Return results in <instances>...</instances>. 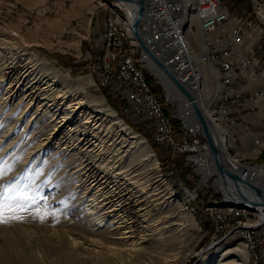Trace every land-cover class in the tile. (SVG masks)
<instances>
[{
    "label": "bare ground",
    "instance_id": "obj_1",
    "mask_svg": "<svg viewBox=\"0 0 264 264\" xmlns=\"http://www.w3.org/2000/svg\"><path fill=\"white\" fill-rule=\"evenodd\" d=\"M21 1L32 7L39 0ZM140 1L143 5L142 10L138 4ZM114 2L110 16L116 22L119 35L126 36L128 42L133 47H137L126 56V64L132 67L135 57L137 55L143 57L144 51L150 57L151 72L159 78L169 99L179 103V113L183 121H188L190 127L197 132H203V129L200 130L202 125L194 108V104L197 105L228 173L242 178V173L246 169L254 171V166L244 167L238 160L239 157L257 155L264 147V138L253 139L247 148L243 147L244 149L238 148L235 144L233 132L229 127L233 128L236 122L233 118H226V112L230 110L231 113L233 109H238L241 103H235L231 108L225 109L223 102L227 96L234 97L235 94L242 95L243 98L242 91L235 92V89L243 86V83L232 81L231 86L228 87L225 67L219 65L214 52H208L209 43L205 40L206 29L204 18L201 16V13H205L201 12L202 0H115ZM120 3L126 10V12L123 10L124 16L120 14L123 8ZM87 4L88 0H73L72 8L69 11L62 9L61 13H69L73 16ZM178 7L181 17L175 12ZM164 10H169L170 17L167 19L173 18L180 27V43L174 44L178 51H186L188 61L192 63L189 64L190 72L186 74L191 76L187 81H183L186 75H182L179 68L175 65H166L160 59L161 56L158 57V53L166 52V45L163 46L155 40L149 41L151 27L147 20L152 18L157 20L167 14ZM258 13L264 20V6L258 7ZM50 23H53L59 31L62 20L52 19L46 24L50 27ZM144 24L145 29H142ZM193 24L197 25L198 32H193ZM228 24H231L228 28L223 29L221 26L210 31L211 39L215 40L221 34L231 33L234 23ZM135 25L136 29H134ZM220 29L221 32L218 31ZM256 29L258 28L242 36L239 42H233L232 37L227 35L224 37L225 41L223 39V45L233 49V53L238 57L240 54L244 55L242 45L245 38H249ZM9 30L7 32L10 33L9 36L0 37V125L4 129L7 128L6 136L15 134V142L19 143L17 150L25 152L23 156L19 155L23 159L22 162L20 161L21 164L23 167L32 166L31 169L35 173L34 186L39 187L40 184L45 186L49 183L59 189L60 194L55 195L54 198L59 206L57 209H60V218L56 221H61L65 228L59 229L61 223L59 225L53 223L58 228L54 227L50 233L40 231L38 234L44 236L39 238L35 236L34 231H28L29 227H25L20 231L25 234V238L20 242L16 240L19 236L18 229L8 231L3 228L0 264H169V261L176 264V251L177 254H184L183 259L189 256L193 252L192 239L199 234V231L193 223L190 212L183 213L186 214L192 229H186L181 222L182 214L178 215L174 212L172 193L160 177L158 163L155 162V155L147 145L146 139L128 126H124L113 110L91 104L89 96L84 92L86 78L72 79L44 60L27 53L25 46L29 44L28 36L32 35L25 36L20 30L19 32L15 29ZM36 34H39V31L36 30ZM17 41L25 44L23 48L17 46ZM141 42L150 53L164 63L192 98H189L152 60L150 54L141 46ZM253 46L255 47V44ZM138 61L142 69L137 70V73L142 78L141 83L146 94L150 95V108L155 111L156 116H162L161 104L150 92L149 84L143 78V70L147 72L150 70H147L140 58ZM212 64L217 65L220 75L222 74L220 79L227 88V95L220 105L210 103L205 97V94L209 98L212 97L215 87L213 78L217 80L219 76ZM229 74L242 78L243 81L247 78L254 81L259 77L258 75L264 77V72H257L256 67ZM262 85L264 86V80ZM218 86L221 88L219 83ZM255 95L251 100L259 99V94ZM244 99L248 103L249 99ZM263 105L260 106L261 110ZM251 108L254 111L259 109L256 103L250 106ZM225 119L230 123L229 127L227 125L225 127ZM35 129L38 130L34 131ZM227 130L230 134L226 132ZM103 131L106 138L103 136ZM246 132L254 133L247 126ZM16 133L19 135L16 136ZM32 144L33 147L29 149V145ZM205 147L207 153L212 152L209 144ZM212 158L215 160L212 162L216 164L214 152ZM196 161L200 162L198 159ZM201 161L204 164L206 162ZM36 162H39V165H36ZM226 178L222 179L224 182L222 189L225 197L232 198L228 202L239 204L238 191L253 199L251 198L253 195L250 197L247 194L240 180L236 181L230 175ZM244 179L250 181L254 187L251 190L264 199V178L246 176ZM52 180L55 182L51 184ZM74 202L75 205L71 206ZM68 210L70 214L73 212V217L66 216ZM228 210L232 211V206ZM263 210L264 208L260 207L258 213L261 215L260 224L264 221ZM38 219L35 217L30 221L34 223ZM28 233H31V236L27 240ZM189 235H192L191 240ZM243 236L246 245L253 247L252 239L248 235ZM244 246V242H239L234 248L224 250L214 264H248ZM234 254H236L234 258H229Z\"/></svg>",
    "mask_w": 264,
    "mask_h": 264
},
{
    "label": "rangeland",
    "instance_id": "obj_2",
    "mask_svg": "<svg viewBox=\"0 0 264 264\" xmlns=\"http://www.w3.org/2000/svg\"><path fill=\"white\" fill-rule=\"evenodd\" d=\"M114 1L115 0H88V4L86 6H82L79 13L71 16L69 13H61V10L63 9L65 11H69L72 8L73 0H39L38 3L32 7L27 5L25 1L21 0H0V37L4 35L9 36L10 33H7L10 31L9 29H15V31L18 32L20 30L23 33L22 35L25 36L32 35L28 36L29 44L25 46V48L27 47V53L44 60L60 73L68 74L72 79L86 78L87 83L85 84L84 92H86L89 96L91 104H97L104 109L109 108L113 110L117 115V118L124 123V126H128L131 130L146 139L147 145L155 155V162L158 163L160 177L172 193L174 212L178 215L182 214L180 215L181 222L186 229H192L186 214L183 213L190 212L193 223L199 231V234L192 239L193 246H191L193 247V252L189 256L183 259L184 254H177L178 251L175 252V257H177L176 264H214L220 258V255L224 250L234 248L239 242H244L245 244L244 249L248 256V264H254L253 247L246 245L243 235H237L236 239L233 240L217 241V228H223V220L215 219V227H212L211 222L206 217V215H222L224 213H237L238 215L247 216L248 219H238L237 233H244V227L261 226L259 223V217H261V215L258 214L260 207L242 203L241 200L239 204H233L228 202L232 200V198L227 196L224 200L212 202L208 201V195L210 196L214 192L213 183L215 188L219 190L222 189V183H224L222 180L224 178L219 173L218 166H216L217 162L216 164L212 162H215L212 158V152L207 153L206 150L200 148V152L194 156L195 161L197 159L200 161L197 163V165H199L197 168L198 174H196L192 171L191 164L185 160V156H179L178 153H174V143H166L165 148H163L160 129H153V132H147L146 124L143 122H129L128 120H123L128 119V112L124 110V105H119V95L111 94L110 97L108 90L101 89L95 85V77L92 76V70L93 62L97 53L94 54L95 51L89 50V39H93L94 36H97V33H99V31L95 29H101L100 27L102 26L103 21L111 14L112 3H115ZM225 3L226 5L230 4L231 8L234 9V13H239L246 18L252 16V18L258 19V26H263L262 29L258 28L252 32V35L249 38H245V42L242 45V52L244 53L247 47L253 46L254 44L256 45V43H258L257 40H260L262 36L263 43L261 44L264 46V20L258 13V7L264 6V0H226ZM121 7H123L122 4ZM123 10H125V7L121 9L120 14L124 16ZM61 16L63 18H61ZM52 19L62 20L59 31L55 28L53 23H50V27L47 25ZM230 25L231 24H227L222 27L225 29ZM36 30L39 31V34H36ZM218 31L221 32L222 30L220 29ZM31 32L35 33L32 34ZM193 32H198V27L195 24H193ZM33 35L35 38H33ZM37 35L39 37H37ZM204 36L206 37L205 40L209 43L208 52H214L211 38L208 37L205 31ZM213 36L214 34L212 37ZM123 39L124 42L128 44V49L124 51V58H126L127 55H130L131 50L133 48L137 49V47H133V45L128 42V38L126 36H123ZM16 44L20 48H23L25 45L22 41H17ZM88 51H90L93 58L95 57L94 59H91L89 53L87 54ZM257 59L259 61L258 64H263L262 68L264 69V49L258 52ZM213 68L217 71L219 76L217 80L213 78V80H215V87L213 88L211 94L212 97L209 98L207 94H205V97L207 101H210V103L220 105V103L223 102L224 96L227 95V88L224 87L222 79H220L222 78V74L220 75L221 72L217 65L214 64ZM141 69V63L138 61L137 55L134 59V64H132L131 67V74H135L138 81L142 80L141 76L137 73V70ZM110 70H118V62H111ZM259 71L261 70L257 69V72ZM148 75L152 79V84L147 79ZM258 76L259 77L254 81H252L251 78H247L243 82V86H238L235 89V92L242 91L241 93L244 96L243 104H246V110L255 103L259 109L251 114H248L246 110L240 112L241 105L238 106V109H233L231 111L233 113V117L231 118H233L237 124H234L235 126H233V128L229 127L230 123L226 122L225 119V127L227 125L230 128L231 132H233L236 146L242 149L247 148L248 144H251L253 139L258 140L260 137L264 138V96H262V94H264V86L262 85L264 77H261L260 75ZM143 78L148 82L150 92L156 96V99L161 104L160 114L162 116H156V119L159 120L160 124H162V132H165V136L168 141H177V133L174 132V128H169V124H174L173 114L169 112L165 104L162 103L161 97L165 99V93L162 87L159 84H156L158 81L162 84L161 81L159 78H156V76L150 74V72H147L146 70H143ZM153 83L155 86H153ZM218 83L221 85V88L218 86ZM155 87L158 89L161 97L154 91ZM143 92L146 94V90L144 88ZM257 93L259 94V99L257 101L251 100ZM244 98L249 99L248 103H246ZM226 100L227 99H224L223 102V107L225 109ZM173 102L174 106L170 107L178 108L180 111L179 103L177 101ZM261 105H263L262 110L260 109ZM223 113L225 115V110ZM185 122L186 124L188 123V121ZM247 122L250 123V127L254 132L253 134H248L246 132V126L244 125H246ZM188 126L191 125L189 124ZM6 129L7 128L4 129V127L0 125V161H7V164L10 165V167L5 171L3 176H0V185H18L21 188V194L29 197V201H20V203L25 204V210L23 211L16 209L15 211H6L4 213L3 219L0 220V242L3 240L1 238L3 231L1 230L4 229H7L8 231H16V229H18L19 236L16 240L20 242V240L22 241L25 238V234L22 232V235L20 232L25 227H29L28 231H34L36 234L35 236L39 238L44 236L38 234L40 231L50 233V231L56 227L53 223L58 225L61 223L59 229H62V227L65 228L61 221H56L60 218V209H57L59 206L55 203L54 198L55 195L60 194L59 189L49 183L45 186L40 184L39 187L37 186L38 189L34 186V182H36L34 178H36V176H34L35 173L33 172V169H31L32 166L27 165L26 167H23L21 164L23 159L19 155L23 156L25 152H20V149L17 150L19 143L15 142V134L13 136L11 134L6 136ZM37 130L38 129H35L34 131ZM200 130H202V128ZM226 132L230 134L228 130ZM17 135H19V133H16V136ZM103 136L105 137L104 131ZM11 139L14 140V142ZM204 139V144H208L205 136ZM29 146L30 147L28 148L31 149L33 144ZM161 150H163L164 153L159 152ZM239 158L240 160L238 161L244 167H255L257 163H264V147L255 156L247 155ZM201 160H204L207 163L205 162L204 164ZM36 163V165H39V162ZM204 168L205 170H203ZM213 175H216L215 181L214 177H212ZM54 182L55 180H52L51 184ZM243 188L246 190L247 194L250 195V197L251 195L254 196L251 198L264 200L260 198V195H257L256 192L252 191L247 186L244 185ZM222 191L224 192L223 189ZM72 204L73 203H71V206H74L75 202L73 205ZM231 206L233 210L229 211L228 209ZM66 216L73 217V212L70 214L68 210L66 212ZM35 217L39 218V221L37 220L32 223L31 221L34 220ZM36 229H38V231ZM15 233L17 234V232ZM192 234L196 235L197 233L192 232ZM13 235L14 234H12V236ZM30 236L31 233H28L26 239L28 240ZM190 236L192 237V235H189V240H191ZM215 241L217 242L215 243ZM235 256L236 254L230 255L229 258H234ZM173 263L174 262L169 261V264ZM260 264H264V261H260Z\"/></svg>",
    "mask_w": 264,
    "mask_h": 264
},
{
    "label": "built area",
    "instance_id": "obj_3",
    "mask_svg": "<svg viewBox=\"0 0 264 264\" xmlns=\"http://www.w3.org/2000/svg\"><path fill=\"white\" fill-rule=\"evenodd\" d=\"M225 2L226 0H202L201 12L205 13H201V16L204 18V28L210 38V31L225 24L234 23L231 29L232 32H229L230 34H221L215 40L211 39L214 56H216L219 65L225 67L227 86L230 87L232 81L238 83L244 82L242 78L229 74L230 72L236 73L241 69L246 70L255 67L264 72L262 68L263 64H258L259 61L257 59L258 52L264 49V46L261 44L263 43V36L260 40H257L258 44L255 45V47H247L243 53L244 55L240 54L239 57L237 54L233 53V49L223 45L224 37L228 35L232 37L233 42H239L242 36L248 32L250 33L255 28L262 29L263 26H258V19L252 18V16L246 18L239 13H234V9L231 8L230 4L226 5ZM179 9L178 7L177 10L174 11L177 12L178 17H181ZM165 12H167V14L162 15L160 18H157V20H154V18L147 20V23L150 24L151 27V33L149 32L151 39H149V41L155 40L163 46L166 45V52H161V54L158 53V57L161 56L160 59L163 60L166 65H175L176 68L180 69L182 75H186L190 72L189 64L192 63H189L186 51H178L174 44L176 42L180 43V27L173 18L167 19V17H170L169 10H164V13ZM100 28V30L95 29L99 31L97 36L95 35L93 39H89V50L95 51L94 54L97 53L96 58L94 57L95 60L92 70V76L95 77H93L95 79V85L101 89L108 90L110 97L111 94L119 95V105H124V110L128 112V119L123 120H128L129 122H143L146 124L147 132H153V129H160L163 148H165L166 143H174V153H178L179 156H185V160L191 164L192 171L198 174V165L194 156L200 152V148L203 147L202 149L206 150L203 133L201 131L197 132L193 127L188 126L180 116L178 108L170 107L174 106V102L169 99L163 84H160L158 81L156 84H159L165 93V99L162 98V103L165 104L166 108L174 117V124H169V128H174V132L177 133V141H168L166 139L165 132H162V124L156 119L155 111L150 108V95L143 92L141 81L137 80L135 74H131V66L125 64L124 51L128 49V44L124 42L123 36H119L118 27L113 17L108 15V18L103 21ZM252 28L254 29L251 30ZM142 29H145V24L142 26ZM142 31L144 30H141V32ZM88 53L92 59L93 57L90 51H88L87 54ZM138 58L145 64L147 70H150V57L147 56L144 51L143 57ZM111 62H118V70H110ZM150 74L154 75L151 70ZM190 77V75L184 76L183 81L189 80ZM262 96H264V94H262ZM235 103H241L243 105L244 101L242 95L235 94L234 97L227 96L226 108H231ZM251 111H254V109L247 108L246 110L247 113ZM232 114L233 113H230L229 110L226 112V118L233 117ZM254 169L255 170L252 172L250 169H246L242 173L243 177L251 176L252 178H264V163H257ZM212 177H214L215 181L216 175ZM255 180H257V178ZM213 189L214 192L210 196L208 195V201L224 200L225 195L222 194L224 192L215 188L214 183ZM206 217L211 222L212 227H215V219L223 220V228H217V241L233 240L236 239L237 235H248L253 241L254 264H260V261H264V221H261V226L244 227V233H237L238 219H248L247 216L238 215L237 213H224L222 215H206ZM217 241H215V243Z\"/></svg>",
    "mask_w": 264,
    "mask_h": 264
},
{
    "label": "water",
    "instance_id": "obj_4",
    "mask_svg": "<svg viewBox=\"0 0 264 264\" xmlns=\"http://www.w3.org/2000/svg\"><path fill=\"white\" fill-rule=\"evenodd\" d=\"M139 4V7H141V10L143 9V5H142V2H138ZM137 25V24H136ZM136 25L134 26V29H136ZM141 46L143 47V49L148 52L152 58V60H154L165 72L166 74L172 78V80L180 87L181 90H183V92L189 97V98H192V95L188 92V90H186L174 77H173V73L164 65V63L158 58L156 57L154 54L150 53L148 48L145 46L144 43L141 42ZM194 108H195V112L201 122V125H202V129H203V134L205 136V138L207 139V142L208 144L210 145V148L212 149V152H214V155H215V158L217 160V166H218V170H219V173L222 174V176L227 179L226 177L228 175L231 176V178H234L236 181L240 180V184H242L243 186H247L249 187L250 189L253 187L252 184L250 183V181H248L247 179H244V177L240 178V176L238 175H233V174H229L228 171L226 170V168L223 166L222 162H221V159L215 149V145L213 143V140L211 138V135H210V132L207 128V123L205 122V119L203 117V115L201 114L199 108L197 107L196 104H194ZM254 188V187H253ZM236 190V189H235ZM260 190H258L259 192ZM239 193V198L241 201L243 202H249L251 204H254V205H258L262 208H264V200H259V199H250L246 196H244L240 191H238Z\"/></svg>",
    "mask_w": 264,
    "mask_h": 264
},
{
    "label": "snow or ice",
    "instance_id": "obj_5",
    "mask_svg": "<svg viewBox=\"0 0 264 264\" xmlns=\"http://www.w3.org/2000/svg\"><path fill=\"white\" fill-rule=\"evenodd\" d=\"M9 167L10 165L7 164V161H0V176H3ZM21 200L28 202L29 197L21 194V188L18 185H0V220L3 219L6 211L25 210V204L20 203Z\"/></svg>",
    "mask_w": 264,
    "mask_h": 264
},
{
    "label": "trees",
    "instance_id": "obj_6",
    "mask_svg": "<svg viewBox=\"0 0 264 264\" xmlns=\"http://www.w3.org/2000/svg\"><path fill=\"white\" fill-rule=\"evenodd\" d=\"M147 79H148V81L151 83L152 79L149 77V75L147 76ZM151 84H152V83H151ZM153 86H155L154 83H153ZM154 91L157 92V93L159 94L158 89H157L156 87L154 88ZM159 96H160V94H159ZM160 97H161V96H160ZM161 99H162V97H161ZM159 152L164 153L163 150H161V151H159ZM166 155H167V154H166ZM178 155H179V154H178ZM164 160H167V159H164Z\"/></svg>",
    "mask_w": 264,
    "mask_h": 264
},
{
    "label": "crops",
    "instance_id": "obj_7",
    "mask_svg": "<svg viewBox=\"0 0 264 264\" xmlns=\"http://www.w3.org/2000/svg\"><path fill=\"white\" fill-rule=\"evenodd\" d=\"M245 105H246V104H243V105L241 104V106H240V112L246 110V106H245ZM244 126H247L248 128L251 129V127H250V123H249V122H247V124L244 125Z\"/></svg>",
    "mask_w": 264,
    "mask_h": 264
}]
</instances>
